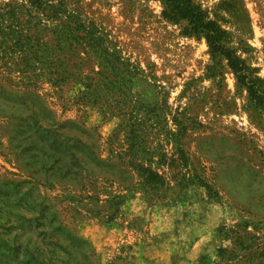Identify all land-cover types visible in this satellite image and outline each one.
I'll return each mask as SVG.
<instances>
[{
  "label": "rangeland",
  "instance_id": "374dc122",
  "mask_svg": "<svg viewBox=\"0 0 264 264\" xmlns=\"http://www.w3.org/2000/svg\"><path fill=\"white\" fill-rule=\"evenodd\" d=\"M192 1L264 90V0ZM162 11L0 0V264H264V107Z\"/></svg>",
  "mask_w": 264,
  "mask_h": 264
},
{
  "label": "trees",
  "instance_id": "16d2710c",
  "mask_svg": "<svg viewBox=\"0 0 264 264\" xmlns=\"http://www.w3.org/2000/svg\"><path fill=\"white\" fill-rule=\"evenodd\" d=\"M163 6L162 17L172 23H185L184 34L187 36H201L212 55H219L226 59L228 66L237 76L239 84L248 90L251 100L256 105L264 107V90L261 81L253 76V71L245 63L224 47L225 32L217 22L211 19L206 11L192 0H156ZM264 53V51H263ZM137 172L143 179L142 185L149 189H158L166 184L164 179L153 170L137 166ZM218 256L225 254V250L218 249ZM218 264V263H217Z\"/></svg>",
  "mask_w": 264,
  "mask_h": 264
},
{
  "label": "crops",
  "instance_id": "0c3cea01",
  "mask_svg": "<svg viewBox=\"0 0 264 264\" xmlns=\"http://www.w3.org/2000/svg\"><path fill=\"white\" fill-rule=\"evenodd\" d=\"M197 252L196 251H189V254H186L183 256V258L177 260V261H170L169 259H166V255L162 254L159 255V257L154 259V262L152 264H197ZM135 264H147L146 260H143V257L134 255L131 257Z\"/></svg>",
  "mask_w": 264,
  "mask_h": 264
}]
</instances>
